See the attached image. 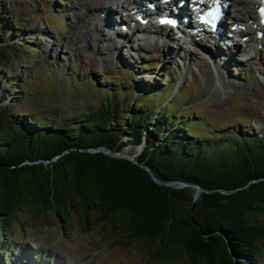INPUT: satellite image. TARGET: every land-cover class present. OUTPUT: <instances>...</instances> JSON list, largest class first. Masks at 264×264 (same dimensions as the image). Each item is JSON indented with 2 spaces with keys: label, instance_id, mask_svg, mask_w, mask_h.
<instances>
[{
  "label": "trees",
  "instance_id": "16d2710c",
  "mask_svg": "<svg viewBox=\"0 0 264 264\" xmlns=\"http://www.w3.org/2000/svg\"><path fill=\"white\" fill-rule=\"evenodd\" d=\"M4 9L0 0V69L21 46L10 42L17 30ZM4 79L0 72V103L13 99L11 86L1 88ZM143 92L154 97L153 91ZM125 93L105 90V103L82 110L83 118L75 122L13 114L6 111L8 104H0V239L9 236L16 215L42 217L72 207L84 214L93 207L100 223L145 239L148 254L184 256L191 263L252 264L264 245V126L261 136L243 128L225 139L202 140L186 133L187 123L167 111V103L158 108L159 103L131 98L129 105ZM124 106L128 116L121 120ZM130 144H144L136 160L160 180L193 183L208 192L192 201L185 189L157 184L127 159L82 150L119 151ZM65 150L53 162L41 161ZM116 212L122 223L115 224ZM4 245L0 264L24 263L21 255L8 262Z\"/></svg>",
  "mask_w": 264,
  "mask_h": 264
},
{
  "label": "rangeland",
  "instance_id": "374dc122",
  "mask_svg": "<svg viewBox=\"0 0 264 264\" xmlns=\"http://www.w3.org/2000/svg\"><path fill=\"white\" fill-rule=\"evenodd\" d=\"M116 1L119 6L113 5V9L123 17L131 13L133 0ZM2 2L10 26L17 30L10 42L21 44L18 55L0 69L5 78L1 88L11 86L13 97L0 103L9 105L7 112L46 120L64 116L75 122L83 118L82 110L105 103L107 89H123L124 95H130L129 105L131 98L147 99L143 92L147 90L153 91L154 97L150 93L153 98L146 102L159 103L158 108L167 103L165 109L171 110L179 122L187 123L188 135L202 140L225 139L233 136V129L252 128L261 136L264 38L250 48L235 41L241 48L238 50H244L241 59H250L249 62L242 64L243 69L229 70V76L214 78L216 70L203 61L206 58L201 51L182 41L178 42L179 47L174 46L175 50H167L152 41L139 43L147 49H138L134 42L113 49L111 43L99 40L93 28L95 25L99 28L97 20L103 9L97 0ZM240 10V16L244 10L254 13L251 7ZM237 27L244 28L247 38L254 37L255 30H250L249 25ZM188 49L194 54L190 62L189 58L183 59ZM236 82L239 88L228 86ZM125 108L121 109V120L128 116ZM135 148L130 144L122 149L137 158L141 150ZM66 151L47 162H53ZM183 189L191 196L194 193L191 187ZM72 209L49 211L42 217L16 215L9 236L0 239V245L5 244L7 250V261L21 255L24 263L17 260V264H206L191 263L184 256L168 258L158 251L148 254L145 239L137 236L133 239L122 227L113 229L108 222L100 223L93 207L84 214ZM118 219L120 213L116 212L115 224L122 223ZM259 248L252 264H264V245ZM12 251L14 254L9 258Z\"/></svg>",
  "mask_w": 264,
  "mask_h": 264
},
{
  "label": "bare ground",
  "instance_id": "6f19581e",
  "mask_svg": "<svg viewBox=\"0 0 264 264\" xmlns=\"http://www.w3.org/2000/svg\"><path fill=\"white\" fill-rule=\"evenodd\" d=\"M152 1L153 0H140V1L133 0L132 4L134 6L132 7L130 11L131 12L134 11L133 13L140 14L142 17H148V19L152 21L153 16L156 14V12H149V11L145 12V10L142 9L143 5H146L147 3H150ZM97 3H99L98 6H100L103 9V12L99 16L101 18L97 20L98 23L100 22L99 28L97 27V25H95L93 30L95 31L96 34L100 36V38L98 36L99 40H103L106 43L107 42L111 43V45L113 46V49L118 48L119 46H123V44L129 43V42H132V43L134 42L137 45L138 49H141V48L147 49L141 46L139 43L140 42L145 43V42L150 41L148 39V36L154 39L152 40L150 38L152 42L160 43V46H159L160 48L162 46V47H167V50H173V49L175 50L174 46H176V44L178 46L177 38L174 36V32H173L174 28L170 26H163L162 30L165 31V33L157 34L161 30H157L155 25H151L150 29L149 28L146 29L145 27L140 25V23L136 19L130 17L131 13H127L126 17H123V15L120 12H118L115 8L113 9V5H115L116 7L119 6V2H117L116 0H97ZM228 4L229 6H235L237 10V14L233 18L231 17L232 19H234V22L236 23L234 27L240 24V20L242 18L247 17L248 20H250V22L253 25H255V27L250 28L251 30L254 29L255 33H254V37L248 38V43L249 42H252L255 44L261 43L262 39L264 38V25L259 21V17L257 16V14L256 13L252 14L245 10V15L240 16L239 12L241 10L238 11L239 9L244 10L245 6L253 8L254 6L252 4V1L251 0H228ZM105 9H108V10H105ZM180 12L182 15L191 14V12L189 11V8L185 5L184 7L180 8ZM89 13L91 12L88 11V16H90ZM79 23L84 24L83 20L82 21L80 20ZM85 25H88V24L85 23ZM258 30L262 31V36L260 38L255 37L257 36L256 32ZM153 36L154 37L156 36L158 38H156L155 40ZM161 38H163L164 41H162ZM184 43L187 44L188 42H184ZM190 44L194 45L196 49L200 50L203 57L206 58L205 59L206 61L205 60L203 61L207 64H211L214 70H216V75L212 74L214 78H218L219 76L220 77L229 76L228 74L229 70L230 72L232 71L234 72L236 70L243 69L244 66H242V64L244 63L247 64L250 60V59H245V60L241 59V57L244 56L245 54L244 50H238L241 48L239 47V45H236L234 42L229 44V43H225L222 41H214L212 42V44L209 45V44H205L203 41L191 39ZM172 52L174 53V51ZM184 53H187V54H183V57H184L183 59L189 58V62H190L191 57H193L194 55L193 52L187 50ZM163 54L164 53L162 51V56ZM193 67L196 68L197 65H193ZM230 84L231 83H229L228 86L234 89L240 87V84L237 82L232 85Z\"/></svg>",
  "mask_w": 264,
  "mask_h": 264
},
{
  "label": "water",
  "instance_id": "95a60500",
  "mask_svg": "<svg viewBox=\"0 0 264 264\" xmlns=\"http://www.w3.org/2000/svg\"><path fill=\"white\" fill-rule=\"evenodd\" d=\"M144 147V144H140V145H137L136 146V151H142ZM86 152H89V153H97V152H101L102 154L108 156V157H111V158H123V159H127L129 161H131L132 163L140 166L141 168H143L150 176V178L156 182L157 184H160V185H163V186H168V187H171V188H177V189H181V188H185V187H191L194 189V193L192 195V201H196L200 194L202 192H208L206 191L205 189H203L202 187H200L199 185H196V184H193V183H187V182H183V181H169V182H165V181H162L160 180L159 178H157L153 173L152 171L150 170L149 167L147 166H144L143 164H141L140 162H138L136 160V158H134V156L128 154L125 152V150H119V151H112V150H109L107 149L106 147H103V146H99V147H96V148H86V149H82ZM56 158V157H55ZM37 162V161H35ZM45 162V161H44ZM47 162V161H46ZM27 163H31V162H27ZM222 193H229L230 191H227V190H220Z\"/></svg>",
  "mask_w": 264,
  "mask_h": 264
},
{
  "label": "snow or ice",
  "instance_id": "6c2138e0",
  "mask_svg": "<svg viewBox=\"0 0 264 264\" xmlns=\"http://www.w3.org/2000/svg\"><path fill=\"white\" fill-rule=\"evenodd\" d=\"M262 11H264V10H262Z\"/></svg>",
  "mask_w": 264,
  "mask_h": 264
}]
</instances>
